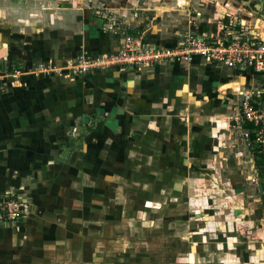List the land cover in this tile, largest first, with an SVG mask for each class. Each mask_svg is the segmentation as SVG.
Instances as JSON below:
<instances>
[{"label":"crops","instance_id":"0c3cea01","mask_svg":"<svg viewBox=\"0 0 264 264\" xmlns=\"http://www.w3.org/2000/svg\"><path fill=\"white\" fill-rule=\"evenodd\" d=\"M233 3L0 0V201L28 206L0 214V264H150L139 245L155 236L182 247L167 264H264L262 157L239 109L262 77L201 59L7 77L114 52L124 34L173 47L240 19L264 39Z\"/></svg>","mask_w":264,"mask_h":264},{"label":"built area","instance_id":"2783aa9c","mask_svg":"<svg viewBox=\"0 0 264 264\" xmlns=\"http://www.w3.org/2000/svg\"><path fill=\"white\" fill-rule=\"evenodd\" d=\"M233 15V14H232ZM228 15L227 18H231ZM226 17V15L224 16ZM245 22L229 21L224 24L227 31L223 37L208 38L187 31L173 47H160L148 44L139 36L125 35L119 48L110 53L94 57L81 56L63 66L53 61L39 63L29 71H14L7 77L19 81L23 76H58L70 79L92 71H106L127 68L140 69L160 63H191L194 59L231 69L246 68L262 77V85L254 90L240 92V116L247 126L242 137L257 147L262 157V181L264 185V39L258 35L245 34ZM247 33V32H246ZM264 194V187H263ZM28 213V206L7 197L0 201V214L8 222H17Z\"/></svg>","mask_w":264,"mask_h":264},{"label":"rangeland","instance_id":"374dc122","mask_svg":"<svg viewBox=\"0 0 264 264\" xmlns=\"http://www.w3.org/2000/svg\"><path fill=\"white\" fill-rule=\"evenodd\" d=\"M103 14H105V13H103ZM106 15L108 16L109 13ZM112 15H113V13H112ZM115 22H116V24L118 23V21H116V20H115ZM115 26L112 27L114 32L115 31L120 32L117 28H115ZM124 29L125 30L123 32L127 31L128 30L127 26H124ZM123 199H125V197H123ZM139 216L144 220L147 218V214H140ZM159 238L160 237H158V236L150 237V240H148V243L145 242L144 240H141V243L139 245L140 246L139 252L144 254L145 256H147L146 254L150 253L149 254V256H150L149 263L150 264H167V260L170 259V257L175 258V260H176V255L180 254V249L182 247H179V245H174L175 243L173 244L174 246L172 244L169 245L170 240L168 238L167 239L169 241L167 239H165V240L160 239L159 240ZM151 244L154 245L152 248H151V246H152ZM141 245H143V246H141ZM147 247L151 251H148ZM143 264H144V262H143ZM173 264H175V263H173Z\"/></svg>","mask_w":264,"mask_h":264},{"label":"water","instance_id":"95a60500","mask_svg":"<svg viewBox=\"0 0 264 264\" xmlns=\"http://www.w3.org/2000/svg\"><path fill=\"white\" fill-rule=\"evenodd\" d=\"M234 1L233 6L237 9H247V11L255 18L264 21V0H232ZM228 6V5H227ZM113 27L117 28L122 33L124 29V25L121 23H117L114 21L112 23Z\"/></svg>","mask_w":264,"mask_h":264},{"label":"trees","instance_id":"16d2710c","mask_svg":"<svg viewBox=\"0 0 264 264\" xmlns=\"http://www.w3.org/2000/svg\"><path fill=\"white\" fill-rule=\"evenodd\" d=\"M133 36V35H132ZM258 150V149H257ZM262 164H263V161H262Z\"/></svg>","mask_w":264,"mask_h":264},{"label":"bare ground","instance_id":"6f19581e","mask_svg":"<svg viewBox=\"0 0 264 264\" xmlns=\"http://www.w3.org/2000/svg\"><path fill=\"white\" fill-rule=\"evenodd\" d=\"M263 34V33H262Z\"/></svg>","mask_w":264,"mask_h":264}]
</instances>
